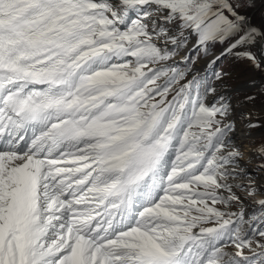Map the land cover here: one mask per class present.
I'll list each match as a JSON object with an SVG mask.
<instances>
[{
    "label": "snow or ice",
    "instance_id": "obj_1",
    "mask_svg": "<svg viewBox=\"0 0 264 264\" xmlns=\"http://www.w3.org/2000/svg\"><path fill=\"white\" fill-rule=\"evenodd\" d=\"M227 58L264 77V0H0V264H264Z\"/></svg>",
    "mask_w": 264,
    "mask_h": 264
},
{
    "label": "rangeland",
    "instance_id": "obj_2",
    "mask_svg": "<svg viewBox=\"0 0 264 264\" xmlns=\"http://www.w3.org/2000/svg\"><path fill=\"white\" fill-rule=\"evenodd\" d=\"M207 59H211V56L208 57ZM206 61V59H201L197 62L196 66L200 65L197 69H203L204 68V62ZM218 67H221L223 69L228 70L231 74L229 77H227L224 81L223 84L226 86V89H221L222 91L226 90L229 94H236L239 93L240 96H243L245 91H247L248 89L245 90H241V91H230V89H234L235 87H237L238 85H240V83L246 82V81H250L252 79H255L257 81V83H259L261 81L262 75L261 73H259L258 71L253 70L251 67L247 66L246 64H240V63H236L234 61H232L230 58L224 59L222 60V62H220L218 64ZM259 133H254V135H258ZM251 146V145H249ZM252 164H255V160L253 159L251 161ZM249 172H253L252 168L249 167ZM253 175H255V173L253 172ZM245 203L247 204V201H245Z\"/></svg>",
    "mask_w": 264,
    "mask_h": 264
},
{
    "label": "water",
    "instance_id": "obj_3",
    "mask_svg": "<svg viewBox=\"0 0 264 264\" xmlns=\"http://www.w3.org/2000/svg\"><path fill=\"white\" fill-rule=\"evenodd\" d=\"M247 85H248V81L240 83V86H238V87L248 89Z\"/></svg>",
    "mask_w": 264,
    "mask_h": 264
},
{
    "label": "bare ground",
    "instance_id": "obj_4",
    "mask_svg": "<svg viewBox=\"0 0 264 264\" xmlns=\"http://www.w3.org/2000/svg\"><path fill=\"white\" fill-rule=\"evenodd\" d=\"M238 86H240V85H238ZM235 87L234 89H230V91H241V90H245V89H243V88H240V87Z\"/></svg>",
    "mask_w": 264,
    "mask_h": 264
}]
</instances>
